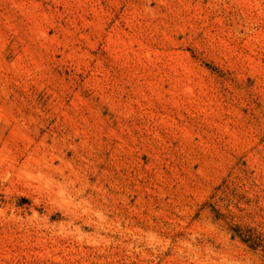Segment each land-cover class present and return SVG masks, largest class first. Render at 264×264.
<instances>
[{"label":"rangeland","instance_id":"obj_1","mask_svg":"<svg viewBox=\"0 0 264 264\" xmlns=\"http://www.w3.org/2000/svg\"><path fill=\"white\" fill-rule=\"evenodd\" d=\"M0 264H264V0H0Z\"/></svg>","mask_w":264,"mask_h":264}]
</instances>
